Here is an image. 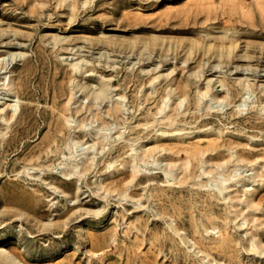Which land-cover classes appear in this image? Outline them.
I'll return each mask as SVG.
<instances>
[{
    "label": "rangeland",
    "instance_id": "rangeland-1",
    "mask_svg": "<svg viewBox=\"0 0 264 264\" xmlns=\"http://www.w3.org/2000/svg\"><path fill=\"white\" fill-rule=\"evenodd\" d=\"M0 253L264 264V0H0Z\"/></svg>",
    "mask_w": 264,
    "mask_h": 264
},
{
    "label": "bare ground",
    "instance_id": "bare-ground-1",
    "mask_svg": "<svg viewBox=\"0 0 264 264\" xmlns=\"http://www.w3.org/2000/svg\"><path fill=\"white\" fill-rule=\"evenodd\" d=\"M71 5H73V4H71ZM230 49V48H229ZM103 91V90H102ZM100 92V94L101 93H103V92ZM97 96H98V94H97ZM99 97V96H98ZM111 112V111H110ZM119 112V110L118 109H116V110H114V111H112L111 112V114L113 113V114H115V113H118ZM5 115H6V113H4ZM2 116V115H1ZM2 118V117H1ZM7 117H5V119H6ZM69 120V119H68ZM71 121H72V119H70ZM5 122H8V121H5ZM165 132V131H164ZM163 132V133H164ZM162 133V132H161ZM162 133V134H163ZM185 134H188V133H185ZM178 134H172L171 136H177ZM199 142H200V139H198V137H197V135H195L194 137H193V140H192V142H190L189 144H190V148H191V150L193 151V150H195L196 149V147L197 146H199ZM154 149H156V148H154ZM194 152V151H193ZM144 157V156H143ZM245 157V156H244ZM135 159V158H134ZM133 159V160H134ZM133 163V162H132ZM132 163H130V164H132ZM132 167V166H131ZM133 168H135L136 169V166L135 165H133V167H132V169ZM134 169V170H135ZM138 170V169H137ZM136 173V171L133 173V174H135ZM167 175H168V173H166ZM136 177L133 175L132 176V181L135 179ZM224 183V182H223ZM223 183H219L217 186H215V187H217V188H215V189H213L214 191H216L217 193H219V194H222L223 193ZM261 186L263 185V183L261 182V183H259ZM174 218V217H173ZM225 234V233H224ZM247 235V234H246ZM226 236V235H225ZM228 236V235H227ZM178 238V237H177ZM180 238V237H179ZM180 241V240H179ZM182 244V243H181ZM201 244V243H200ZM202 245V244H201ZM175 246V245H174ZM208 248H210V249H212L211 247H208ZM201 250H204V249H201ZM205 251V250H204ZM10 252V251H9ZM203 252V251H202ZM217 252V251H216ZM204 253V252H203ZM261 253V252H260ZM196 254V253H195ZM0 258H1V260L2 261H10L11 263L13 262V256L12 255H10V254H3V253H0ZM199 258H200V256H199ZM203 259V258H202ZM201 260V259H200ZM203 261H204V259L202 260V263H203ZM207 261V260H206ZM207 262H209V261H207ZM210 263V262H209Z\"/></svg>",
    "mask_w": 264,
    "mask_h": 264
}]
</instances>
